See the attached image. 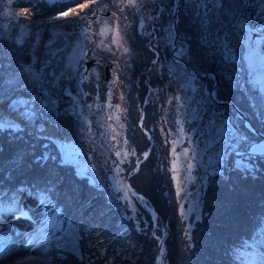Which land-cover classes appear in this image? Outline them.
I'll list each match as a JSON object with an SVG mask.
<instances>
[{"label": "rangeland", "instance_id": "374dc122", "mask_svg": "<svg viewBox=\"0 0 264 264\" xmlns=\"http://www.w3.org/2000/svg\"><path fill=\"white\" fill-rule=\"evenodd\" d=\"M125 2L0 0V116L19 126L0 129V142L9 144L0 148V175L8 171L5 179L11 173L24 178L36 167L57 168L43 190L20 187L12 213L0 201L3 264H158L161 249L164 264L168 254L174 264H200L209 251L218 264H241L235 254H250L236 209L251 185L264 186V152L252 151L264 144V70L257 68L254 75L250 70L247 40L242 46L232 37L235 70L218 52L201 48L188 0H141L138 10L121 12L117 5ZM260 7L254 0L255 18ZM15 13L30 16L14 18ZM105 20L118 23L127 55L116 45L109 52L92 42L101 39L96 33ZM82 28H89L91 40L80 36ZM21 33L23 43H13ZM182 43L192 59L182 52ZM37 60H51L48 72H67L52 97V111L41 112L39 101L32 100L37 93L25 87L27 78L17 76L21 64ZM117 65L113 85L109 81ZM182 70L196 73L190 87ZM81 76H87L82 83ZM205 88L218 93L222 103L213 107L225 118L235 116L246 140L226 134L212 142L208 116L198 118L194 102L200 98L194 89ZM16 101L19 106L13 108ZM33 108L37 116L29 121L23 113ZM180 120L186 135L174 153ZM11 147L17 151L8 159ZM184 149L189 155H180L174 173L173 161ZM116 165L122 170L117 172ZM58 182L66 187L57 188ZM142 193L164 209L161 217ZM57 217L63 223L54 230ZM69 225L76 229L79 257L55 247L64 242ZM208 229L218 239L209 238Z\"/></svg>", "mask_w": 264, "mask_h": 264}, {"label": "snow or ice", "instance_id": "6c2138e0", "mask_svg": "<svg viewBox=\"0 0 264 264\" xmlns=\"http://www.w3.org/2000/svg\"><path fill=\"white\" fill-rule=\"evenodd\" d=\"M11 2V0H9ZM95 2V0H93ZM103 2V0H102ZM141 0H126L124 5L119 7L121 12L124 11L125 8H136L138 10V4ZM189 3L193 6L194 12V27L197 29V34L200 37L198 41L201 48L206 51H215L221 54L224 60L233 66V70H235V60H236V49L232 45V37L235 36L242 46L243 42L247 40V59L249 61L250 70L253 75L255 74V70L257 68L264 70V0H258L260 7L259 13L256 14V22L250 23L252 20V16L247 14V10L253 6L254 0H188ZM108 8L107 3H103V8L101 10H105ZM5 16L8 15L7 12L4 13ZM95 11H93V15H95ZM20 15H24L25 18H28L30 14L28 13H15L14 18L19 17ZM67 16V13L63 14ZM116 16L114 12L112 14ZM61 17H53L52 20L60 19ZM118 19V18H117ZM127 17H125V20ZM97 22H99V18H97ZM51 23V21H50ZM91 21L89 22L90 27ZM259 26V27H258ZM127 27V25L125 26ZM89 32V28H82L80 36L85 40H91V37L87 34ZM112 34V39L108 42L109 34ZM256 34L255 39L253 38V34ZM2 35V34H0ZM96 35L100 36L101 39L97 41H92L96 44L97 47L102 50H106L109 52H113L112 45H116L117 51H122L123 54L127 55L129 53V48L124 46L127 41L124 40V37L120 34L118 23L115 26L109 25L108 20L104 21L103 26L100 28V31L96 33ZM10 39V38H9ZM13 43L20 45L23 43V33L21 36L14 41ZM182 52L192 59V53L189 52L188 49L184 48L183 43L181 44ZM48 56L54 57L56 53L49 52ZM83 56L80 57L82 59ZM99 63V61H97ZM155 64L156 61H153ZM40 64V67L36 65ZM51 60L39 61L37 60L35 63L28 62L20 65V72L17 74L18 78H27V83L25 87L31 88L32 91L36 92L37 95L32 97L33 102L39 101L40 103V111H52L53 106L56 101L52 99L55 94L57 85L60 80L67 75L66 71L57 72L53 70L52 72H48L47 68L50 67ZM118 65L116 69H113V79L109 81L110 84H115L118 80L116 76V71L118 69ZM169 72H172V69H169ZM93 74H95V69H93ZM182 74L184 78L188 82V86H191L192 81L196 79V73H187L186 70H182ZM87 79V76H81L80 82L82 83ZM47 85V87H46ZM182 88L185 87L184 84L181 85ZM194 91L200 92V98L198 101H194L198 106V118H203L205 114L208 116V124L206 125L209 133L214 136L213 143L217 141V139L225 138L227 134L228 139L235 140H246L247 137L239 136V129L236 128V117H228L225 118V114L220 112L218 108H214V105L222 103L217 99L218 93L214 90L208 89H194ZM69 94L70 93H65ZM109 97L111 96V88H109ZM187 97H185L186 99ZM175 99H181L179 96L175 97ZM19 101H16L12 107L16 108L19 106ZM112 107L111 105H108ZM91 107V105H89ZM119 107V106H117ZM264 115V114H262ZM23 116L27 118L29 121L33 120L37 116V112L33 109H25ZM109 119L112 117L109 116ZM179 128L177 129L178 136L175 141H173V152L175 153V145L183 143L184 137L186 135L184 129V120L178 121ZM18 129L19 126L15 124L10 119H7L3 116H0V129ZM188 131H191L189 129ZM115 138V137H114ZM189 142L190 138H189ZM127 143V141H125ZM253 152H264V144L254 147L252 149ZM133 154H135L133 152ZM116 155L119 157L120 153L117 152ZM127 156V153L124 154ZM147 157V153L144 154ZM180 155L188 157L189 150L184 149L182 153L176 154V159L173 161L172 171L175 173L178 171L177 163L179 162ZM123 163V160H121ZM139 163V162H138ZM241 167L248 168L246 165H241ZM193 169V164L188 162L186 164V170L188 173H191ZM122 169L119 168V165H116V171L119 172ZM173 179H176V176H173ZM182 188H178L177 194L179 195ZM134 194V193H133ZM143 199V197H140ZM62 220L60 217H57L55 222L51 225V227L55 230L57 225H62ZM62 230V228L60 229ZM71 233V238L69 234ZM52 239L55 240L56 236L53 234ZM78 236L76 235V229L69 225V231L65 233L64 242L57 241L55 247L57 249H61L63 251L71 252L74 256L79 257L80 250L77 245ZM245 248H251L253 251L247 255L242 256L240 253H236L235 256L241 262V264H264V228L254 236L250 243L244 244ZM4 251V246H0V252ZM161 253L163 254V249H161ZM63 258V257H62ZM0 264H3V260L0 259Z\"/></svg>", "mask_w": 264, "mask_h": 264}, {"label": "trees", "instance_id": "16d2710c", "mask_svg": "<svg viewBox=\"0 0 264 264\" xmlns=\"http://www.w3.org/2000/svg\"><path fill=\"white\" fill-rule=\"evenodd\" d=\"M9 144L5 143L3 144L0 142V148L1 147H7ZM17 151L16 148H8L7 152L9 153L7 155L8 159L12 158V155ZM15 155V154H14ZM56 167L51 166H44L42 169L38 170L37 167L33 168L32 172L30 174H27L28 177L22 178L20 177H11V174H9L8 179H5L6 174L5 172L2 175H0V197L4 199L2 200L3 205H5L7 208L9 207L7 213H12L15 210V206H11L14 203H17V199L15 198L16 194H22V191L20 187H29L30 185H33L38 190H43V187H46L48 182L51 179H48L49 177L54 178V173H56ZM26 175V176H27ZM52 178V179H53ZM69 182V180H68ZM52 183H55L52 181ZM51 183V184H52ZM59 183V182H58ZM260 182L257 183V185L254 187V185L250 186V190L247 194L246 201L243 204L242 208H238L237 215L240 216V223H237V225L242 229V234L249 239L246 241V243H250L252 238L257 235V233L260 232L262 228H264V186H259ZM57 188H62L63 186L66 187L65 183L61 184L59 183V186L55 185ZM61 186V187H60ZM139 194L141 191H137ZM252 192V193H251ZM251 195V196H250ZM142 196L147 199V197L142 193ZM58 201V199L53 198V201ZM150 204H153L154 211L158 214V216L161 217V214L165 213L164 209L161 207H158L157 203L151 199H147ZM175 215L172 214L171 218H173ZM164 226V225H163ZM209 232V238L213 236V238L218 239V234L211 229H208ZM243 238V236H242ZM167 241V239H166ZM213 241V239H212ZM211 241V245H212ZM166 242V246H167ZM39 245H36L37 247ZM168 247V246H167ZM250 250V253L253 251V249L248 248ZM210 250V249H209ZM208 252V250L206 251ZM205 252V253H206ZM48 253L50 254V249L48 250ZM214 255L212 251H209L206 254H203L200 258V264H218V262L214 259ZM168 264H174L173 259H171V254H168ZM223 260H226L225 257H223ZM49 263L51 260H48ZM235 262H229V264H234ZM177 264V263H176Z\"/></svg>", "mask_w": 264, "mask_h": 264}, {"label": "flooded vegetation", "instance_id": "af4514ba", "mask_svg": "<svg viewBox=\"0 0 264 264\" xmlns=\"http://www.w3.org/2000/svg\"><path fill=\"white\" fill-rule=\"evenodd\" d=\"M247 12L249 13V15L252 16V20L250 21V23H255V22H256L255 15H254V13H253L251 7L247 10ZM175 17H177V14L175 15ZM175 17H174V18H175ZM178 17H179V15H178ZM173 24H174V27H175V22H174V21H173ZM175 31H176V29H175ZM253 38L255 39L254 35H253ZM193 72H194V71H193Z\"/></svg>", "mask_w": 264, "mask_h": 264}, {"label": "bare ground", "instance_id": "6f19581e", "mask_svg": "<svg viewBox=\"0 0 264 264\" xmlns=\"http://www.w3.org/2000/svg\"><path fill=\"white\" fill-rule=\"evenodd\" d=\"M162 256H163V254H162L161 257L158 259V264H164Z\"/></svg>", "mask_w": 264, "mask_h": 264}, {"label": "water", "instance_id": "95a60500", "mask_svg": "<svg viewBox=\"0 0 264 264\" xmlns=\"http://www.w3.org/2000/svg\"><path fill=\"white\" fill-rule=\"evenodd\" d=\"M175 15H176V13L174 14V17H175ZM87 65H90V64H87ZM105 76H106V78L108 77V73L107 72H105Z\"/></svg>", "mask_w": 264, "mask_h": 264}]
</instances>
